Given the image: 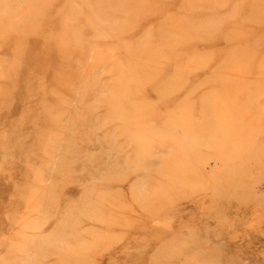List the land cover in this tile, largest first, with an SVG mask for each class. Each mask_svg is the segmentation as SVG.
I'll list each match as a JSON object with an SVG mask.
<instances>
[{
	"label": "rangeland",
	"instance_id": "rangeland-1",
	"mask_svg": "<svg viewBox=\"0 0 264 264\" xmlns=\"http://www.w3.org/2000/svg\"><path fill=\"white\" fill-rule=\"evenodd\" d=\"M0 264H264V0H0Z\"/></svg>",
	"mask_w": 264,
	"mask_h": 264
}]
</instances>
